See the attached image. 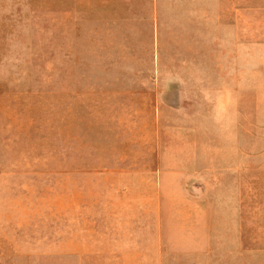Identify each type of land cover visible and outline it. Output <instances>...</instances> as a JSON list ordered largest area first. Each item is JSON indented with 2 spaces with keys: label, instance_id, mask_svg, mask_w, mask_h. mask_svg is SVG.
Masks as SVG:
<instances>
[{
  "label": "rangeland",
  "instance_id": "obj_1",
  "mask_svg": "<svg viewBox=\"0 0 264 264\" xmlns=\"http://www.w3.org/2000/svg\"><path fill=\"white\" fill-rule=\"evenodd\" d=\"M149 2L0 0V264H264V0Z\"/></svg>",
  "mask_w": 264,
  "mask_h": 264
},
{
  "label": "crops",
  "instance_id": "obj_2",
  "mask_svg": "<svg viewBox=\"0 0 264 264\" xmlns=\"http://www.w3.org/2000/svg\"><path fill=\"white\" fill-rule=\"evenodd\" d=\"M150 14L164 13L161 8L169 7L171 13L186 15H241V0H149ZM138 6V2H131ZM135 13H139L136 11Z\"/></svg>",
  "mask_w": 264,
  "mask_h": 264
}]
</instances>
